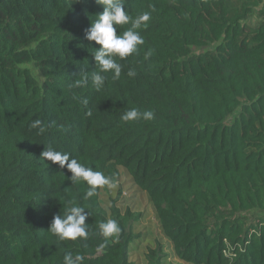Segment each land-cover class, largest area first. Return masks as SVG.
Masks as SVG:
<instances>
[{"label": "trees", "instance_id": "1", "mask_svg": "<svg viewBox=\"0 0 264 264\" xmlns=\"http://www.w3.org/2000/svg\"><path fill=\"white\" fill-rule=\"evenodd\" d=\"M125 8L133 20L151 14L137 29L144 44L117 57L120 77L107 73L97 91L99 45L86 31L102 5L0 0V264H63L67 252L82 264H134L124 230L131 213L105 208L101 188L85 199L87 183L44 159L48 148L114 182L123 168L148 193L180 260L264 264V0H126ZM85 76L86 86L70 87ZM132 108L154 119L122 121ZM35 119L43 133L30 127ZM72 201L89 214L87 240L48 231ZM108 220L121 228L117 239L100 233ZM162 248L148 251V264H161Z\"/></svg>", "mask_w": 264, "mask_h": 264}, {"label": "clouds", "instance_id": "2", "mask_svg": "<svg viewBox=\"0 0 264 264\" xmlns=\"http://www.w3.org/2000/svg\"><path fill=\"white\" fill-rule=\"evenodd\" d=\"M95 2L103 6V11L99 13L95 21H91L90 28L86 31V39L99 45V47H95L96 51L92 53L95 66L99 70L94 71L91 75V82L95 89L99 91L105 86L108 78L107 73H113V79L120 77L122 66L116 58L126 59L137 53L139 46L144 44V39L137 29H140L142 25L147 26L151 14L143 12L133 20L125 8L126 0H95ZM130 21L131 27L125 30L122 35L118 34L119 26L128 25ZM148 55H151V53H148ZM128 75L135 76L136 73L130 70ZM87 84L88 77L85 76L76 80L75 84L70 87H84ZM83 103L87 104L88 101L84 100ZM154 116L155 114L151 110L141 112L136 108H132L121 116V120L124 122L140 119L152 120ZM30 127L37 129L40 133L45 131L43 121L40 119L33 120ZM41 156L58 164L62 169L66 167L71 172V182H86L89 189L84 197L85 199L95 195L98 188L115 186V182L111 177L84 166L76 159L70 158L67 153L48 148L47 150L44 149ZM88 215L83 206L72 201L64 215H54L48 231L60 241L87 240L90 235V224L86 223ZM99 230L106 240L109 238L117 239L121 233V228L116 220L100 223ZM82 260L81 255L74 256L71 252H67L63 256V264H82Z\"/></svg>", "mask_w": 264, "mask_h": 264}, {"label": "rangeland", "instance_id": "3", "mask_svg": "<svg viewBox=\"0 0 264 264\" xmlns=\"http://www.w3.org/2000/svg\"><path fill=\"white\" fill-rule=\"evenodd\" d=\"M100 199L105 208L114 206L122 216H126V212L131 213L124 230L134 238L130 244V258L134 264H148V251L159 246L163 247L161 252L165 254L161 264H193L176 256L172 244L161 232L148 193L135 185L123 168L114 187L101 188Z\"/></svg>", "mask_w": 264, "mask_h": 264}]
</instances>
